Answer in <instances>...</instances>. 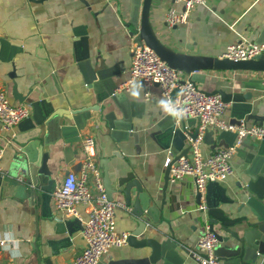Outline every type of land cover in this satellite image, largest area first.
Here are the masks:
<instances>
[{"label":"crops","instance_id":"1","mask_svg":"<svg viewBox=\"0 0 264 264\" xmlns=\"http://www.w3.org/2000/svg\"><path fill=\"white\" fill-rule=\"evenodd\" d=\"M129 5V0H0V90L6 92L12 104H21L13 95L17 84L20 93L28 94L30 100L23 103L31 104L30 118L11 129L0 124V143L5 149L0 161V241L6 239L5 245H0V264H74L76 256L84 250L81 222L57 208L53 192L62 184L68 170L80 173L81 162L86 157L82 139L87 136L95 138V160L111 199L127 202L121 184L135 178L141 191L158 194L152 203L162 206L163 194L167 201L159 212V222L150 221L145 229H137L131 212L133 206L118 207L117 231L128 232L131 238L126 245L112 247L100 264H177L181 259L182 264H198L193 253L211 217L208 209H199L192 177L176 183L169 181L163 192L167 156L170 151H186L188 145L181 135L176 147L161 146L160 124L173 130L175 123L172 115L173 121L164 123L170 114L160 86L146 89L142 81L136 80L125 91L134 111L127 132L111 129L104 118L105 110L93 111L99 118L90 119L83 129L76 128L72 119L74 110L94 105L97 100L95 86L88 82L87 66L100 70L103 79L111 77L117 85L128 80L131 49L138 34L137 29L126 23ZM174 5L183 9L175 0H153L149 25L162 45L176 54L218 57L228 45L241 40L264 43V0H206L192 9L188 22L169 27L165 17ZM8 42L21 46L22 51L8 50ZM263 77L264 71L254 69L200 67L193 77L188 68L181 70L183 80L193 78L203 91H218L231 98L234 93L242 96L250 93L251 98L239 105V110L252 111L243 120L250 126L261 125L256 115L264 116ZM105 85L102 83L99 88ZM46 104H52L54 112L48 118L38 112L42 124L35 123L36 109ZM232 106L233 102L227 103L223 115L229 122L235 121L231 116ZM56 112L62 123L52 118ZM32 124L42 128L39 163L46 150L47 167L56 180L51 192L36 191L35 197L31 196V187L25 193L3 175L15 149L19 148L15 137L21 128ZM180 127L194 134L197 122L186 117ZM221 131L211 128L207 132L204 155L220 148L217 137ZM58 133L61 138L48 149L44 136L50 142ZM233 139L231 134L224 135L225 143L230 144ZM250 144H261V140L251 138ZM242 161L235 153L232 157L235 173L208 185V202L230 208L231 217L247 215L257 220L247 203L245 185L239 186L241 180L236 168L243 165ZM257 191L261 199L253 205L263 215L264 184ZM78 210L83 219L88 218L86 205H79ZM153 216L157 218V213ZM144 238L150 242L140 247ZM152 245L162 246L164 253L170 249L172 252L166 256L153 254ZM222 245L220 242L217 249ZM148 257H155L154 262Z\"/></svg>","mask_w":264,"mask_h":264},{"label":"built area","instance_id":"2","mask_svg":"<svg viewBox=\"0 0 264 264\" xmlns=\"http://www.w3.org/2000/svg\"><path fill=\"white\" fill-rule=\"evenodd\" d=\"M183 9L171 6L166 13L169 27L188 22L192 9L206 0H175ZM130 76L122 83L118 91L128 90L130 85L140 80L150 89L159 84L166 101L167 113L174 118L175 128H180L186 117L197 122L196 135L185 127L188 151L176 154L170 151L165 167L170 168V181L178 182L184 177H192L199 209H207L208 185L221 182L235 173L232 157L245 138H264V126L229 122L223 118L227 103L221 93L208 94L201 90L192 78L182 79L181 71L172 67L144 40L134 37ZM234 61H247L264 58V43L242 40L228 45L219 56ZM264 86V77L262 79ZM147 90L146 95L149 96ZM170 109V110H169ZM31 104H12L4 90H0V124L5 129L17 126L30 117ZM211 128L232 131L237 134L235 142L228 147H220L209 155L203 153V143ZM82 148L86 154L81 162L80 173L71 170L65 175L61 185L53 192V198L59 210L69 217H76L82 225L86 242L84 250L76 256L74 264H98L112 247L128 244L129 233L117 231L116 209H129L125 201L113 200L108 196L96 157V141L93 136L82 139ZM4 146L0 143V161L4 156ZM86 205L88 218L83 219L78 207ZM6 239L0 241L4 246ZM219 234L212 224L206 222L204 232L198 239L197 249L193 253L198 264H225L216 253Z\"/></svg>","mask_w":264,"mask_h":264},{"label":"water","instance_id":"3","mask_svg":"<svg viewBox=\"0 0 264 264\" xmlns=\"http://www.w3.org/2000/svg\"><path fill=\"white\" fill-rule=\"evenodd\" d=\"M152 1L153 0H129V12L125 15V18L128 19L126 23L127 26H132L138 30V34L136 35L138 40H144L148 46L152 47L172 67L180 71L188 68L189 74H191L192 77L200 67L211 69H254L264 71V58L247 61H234L228 58H220L219 56L196 57L188 53L176 54L172 50L167 49L152 32V29H150L149 17ZM1 42L3 43L2 39ZM7 48L11 51L14 48L17 53L22 51L21 46L9 42ZM87 77L89 80L88 82L95 86L97 100L94 105L85 106L72 112V119L75 122V127L78 129L85 128L90 119L99 118V116L97 117L93 115V111L97 112L105 110L104 118L111 129L114 131L121 130L125 132L130 130L134 115L133 102L126 98L125 90L118 91L119 84H115L111 77L103 79L101 71L95 70V68L90 65L87 66ZM102 83H106V85L100 89L99 85ZM205 92L213 94L218 91ZM221 94L226 103L233 102L231 116L235 121L231 122L240 123L247 115L252 114V111L249 110V108L239 110L240 102H246V99L251 98L250 93H246L243 96L239 93H234L231 94L232 98L230 96L227 97L223 93ZM13 95L20 103L30 102L28 94L24 95L20 93L17 84L14 86ZM38 112H42L44 117L48 118L54 112V106L52 104L47 106L40 105L39 109H36L33 119L35 123L41 125L42 121L39 119ZM119 114H121V117H119ZM59 115L60 114L56 112L52 118L57 120L58 123H62ZM81 117H83V119ZM256 119L260 120L261 125L264 126V116L256 115ZM170 120L173 121L171 115L168 116L164 123ZM51 122L52 121H50L49 125ZM160 127V133L162 134L161 146L164 148H171L172 146L176 147L177 139L183 135L182 130L180 128H173V130H170L168 127H165L163 123L160 124ZM196 132L194 133L195 135ZM41 134L42 128L37 127L35 124H32L25 129L21 128L20 132L15 137L19 148L15 149L11 161L3 172L5 180L10 182L11 185L23 188L25 193L26 190L31 187L33 190L31 191V196L34 197L36 191L37 193L48 194L51 192L52 186H55L56 184V180L51 177L50 171L47 167L46 161L49 153L46 150H44L42 161L39 163ZM60 134L61 133H58L57 137L50 142L48 141L47 135L44 136V143L48 149L50 144L56 143L61 138ZM225 134L233 135L234 139L232 143H225ZM62 135H65L64 131L62 132ZM133 137L136 141L138 140L137 134L134 133ZM183 137L185 136L183 135ZM236 138V133L222 130L217 137V142L220 147H228L235 142ZM250 142L251 138H245L237 148L236 153L242 158L243 165L236 168V172L240 176V188L245 185V192L247 196L249 195V197H247V203L252 212L257 215V220H252L247 215L241 218L231 217L229 215L230 208H228V210L222 208L220 203L210 205L207 198L206 204L208 214L211 217L210 223L219 234V241L223 243L220 248L222 249V252H220V249H216V253L225 264H264V214L261 215L257 207L253 205L255 200L261 199L257 191L258 186L264 184V138L261 139V144L251 145ZM245 147L249 150H246ZM256 147H258L257 151H255ZM187 151L188 147L186 151L181 153ZM70 171L71 170H68L66 175ZM169 181L170 168H167L165 173L166 185L163 192L166 191ZM124 182L125 183L121 184V187L124 186L121 191L127 194V205L133 206L131 212L137 225V229H145L150 221L159 222V212L164 209V204L167 202L166 194H163L162 206H158L155 202L152 203L154 197L158 194L152 195L141 191L139 188L140 184L137 183L135 178L127 179ZM227 202H230V200ZM154 213H157V218H154ZM130 238L131 237L129 236V240ZM149 242L150 241L147 238H144L140 247H144L145 243ZM151 247L153 249V254L157 253L166 256L172 252L170 249L168 252L164 253L162 246L158 245H152ZM172 248H174V246ZM173 252L175 253L176 251L174 250ZM148 258L149 261L154 262L155 257ZM102 261L103 258L98 264ZM181 262L182 259L177 264H182Z\"/></svg>","mask_w":264,"mask_h":264},{"label":"clouds","instance_id":"4","mask_svg":"<svg viewBox=\"0 0 264 264\" xmlns=\"http://www.w3.org/2000/svg\"><path fill=\"white\" fill-rule=\"evenodd\" d=\"M170 110V109H169Z\"/></svg>","mask_w":264,"mask_h":264},{"label":"rangeland","instance_id":"5","mask_svg":"<svg viewBox=\"0 0 264 264\" xmlns=\"http://www.w3.org/2000/svg\"><path fill=\"white\" fill-rule=\"evenodd\" d=\"M234 165V164H233Z\"/></svg>","mask_w":264,"mask_h":264}]
</instances>
